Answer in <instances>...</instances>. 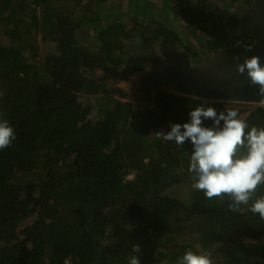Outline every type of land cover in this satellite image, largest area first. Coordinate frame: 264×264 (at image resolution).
<instances>
[{
	"label": "trees",
	"instance_id": "obj_1",
	"mask_svg": "<svg viewBox=\"0 0 264 264\" xmlns=\"http://www.w3.org/2000/svg\"><path fill=\"white\" fill-rule=\"evenodd\" d=\"M85 1L108 5V0H0V29L7 38L0 37V114L16 132L0 151V264H129L133 244L140 245L141 264H162L168 254H180L166 251L163 237L185 233L212 253L213 264H264V219L250 210L264 185L232 211L227 195L209 199L193 187L191 142L177 145L156 134L188 121L189 112L202 105L235 109L249 130L262 128L264 105L205 101L159 84L147 93L145 105L108 96L114 90L89 69L114 71L130 30L117 20L100 26L101 16L87 11ZM192 5L191 14L184 13L189 4L179 14L204 37L215 38H203L205 50L236 44L237 30L222 29L226 15L220 3L192 0ZM77 6L94 16L76 20L70 10ZM55 14L75 30L91 29L100 52H87L83 62L79 46L50 40L58 33ZM35 30L54 51L40 52ZM173 33L156 20L141 29L149 42L181 40ZM79 94H101L109 104H96L99 115L90 119ZM180 184L189 187L184 197L177 194ZM37 210L41 215L20 229V221Z\"/></svg>",
	"mask_w": 264,
	"mask_h": 264
},
{
	"label": "clouds",
	"instance_id": "obj_2",
	"mask_svg": "<svg viewBox=\"0 0 264 264\" xmlns=\"http://www.w3.org/2000/svg\"><path fill=\"white\" fill-rule=\"evenodd\" d=\"M251 47L247 45L246 50ZM235 59L238 61L239 57ZM237 70L240 74L246 71L249 82L258 85L259 94L264 96V64L258 55L246 57L237 64ZM189 117L184 123L171 124L170 131L156 132L157 139L174 141L177 145L190 141L189 172L194 174L193 187L209 199L223 200L227 195L232 202L229 209L239 210L241 204L247 205L253 199L257 186L264 185V127L252 126L249 130L248 122L237 110L218 111L213 106L196 107ZM205 120H211L212 125L206 126ZM15 138L14 126L0 114V151ZM250 210L264 219V195L255 199ZM140 251V245L133 244L129 264H141L137 255ZM179 264H213L212 253L188 249Z\"/></svg>",
	"mask_w": 264,
	"mask_h": 264
},
{
	"label": "rangeland",
	"instance_id": "obj_3",
	"mask_svg": "<svg viewBox=\"0 0 264 264\" xmlns=\"http://www.w3.org/2000/svg\"><path fill=\"white\" fill-rule=\"evenodd\" d=\"M219 1L220 0H209V2L213 4V6H216V3ZM107 3V7L105 6L106 9L104 6H100L99 8L92 1H85L83 5L86 7L87 11L95 10L96 15L101 16L102 24H100V26H106L109 21H121L125 25L126 30H130V32L133 31L131 33L132 38L130 40L135 38L134 35L135 33H137L136 30L141 31V29H143L146 25H151L152 21L156 20L159 22H164L167 27L173 30V34H175L182 40L178 41L180 45L184 43L185 45H188V48H190L191 51H196L198 53L197 57L193 56V62L195 64L202 63V57L205 56L208 51L205 50V45L203 44V34L201 31H196L194 27L188 24L186 25L184 19L182 18V15H180L187 8L188 4L189 8L186 9L184 13L191 14L193 9L192 0H185V2L183 0H108ZM219 3H221L220 5H222V2ZM220 9L223 13L226 11L225 8ZM38 11L40 12V8H38ZM87 11H84L81 6H77L75 10H70V15L78 20V18H80L82 15L92 14V12ZM3 31V28H1L0 37L3 41H7V38L4 35ZM87 31L89 32L83 31L82 28L75 30L76 37H79V35H81L79 38H77L80 43L79 46L85 48L86 56L87 52H91L90 54H97L101 50L100 46L95 42L93 34H91V29H88ZM34 32L37 35V40L41 50L40 52L43 55L46 54L45 51H54V45L43 41L41 31L35 30ZM132 41L134 42V39ZM123 52V57L121 55V50L117 52L121 56L114 59L116 66L114 71L107 72L97 67L95 69L90 68V74L99 81L105 80L106 86L114 90V93L109 94L108 96L117 98L119 100L131 101L135 104L145 105L150 103V100L146 98L147 94L135 92V89L139 86L143 75L148 71L149 66L147 64H144L142 69L128 68L129 66H139L143 63V59L139 57L137 49H131L129 45H126L123 48ZM159 88L177 94L174 87L171 85L160 83ZM119 91L124 92V94H120ZM79 100L84 102L90 119H96L99 115L96 104L101 103L102 105H104L103 102L107 105L109 104L105 102V98L102 99L101 94L96 96L79 94ZM248 104L250 109H252V107L256 105L252 103ZM133 177L134 173L127 175L128 179H131ZM188 191L189 187L187 185L183 186V184H180L177 194L184 197L188 193ZM40 215V212L37 210L34 214L29 215L21 220L19 226L20 229L29 224H32L35 221L36 216L38 218ZM193 238V235L187 233L180 236L163 237V243L165 244L166 251H180V254H176V256L173 255L174 253L168 254L162 264H170L173 260H180L181 256H183V254L188 249H192L193 251H201L199 243L193 242ZM141 246H144L143 248L147 247L145 244H142Z\"/></svg>",
	"mask_w": 264,
	"mask_h": 264
},
{
	"label": "water",
	"instance_id": "obj_4",
	"mask_svg": "<svg viewBox=\"0 0 264 264\" xmlns=\"http://www.w3.org/2000/svg\"><path fill=\"white\" fill-rule=\"evenodd\" d=\"M58 35L50 40L67 42L79 46L75 30L67 26L59 14H55ZM253 41H241L234 46L219 49L205 64H195L188 50H180L174 43L160 45L161 56L147 58L149 69L143 75L136 93L147 94L157 83L174 87L179 94L194 96L205 101H227L264 105V96L259 94V86L252 85L247 72L240 74L237 64L246 57L258 55L264 64V19L257 22L253 30ZM135 38L139 33H135ZM251 45L250 50L246 46ZM83 62L86 50L79 46ZM239 57L237 61L235 58ZM120 94L124 92L119 91Z\"/></svg>",
	"mask_w": 264,
	"mask_h": 264
},
{
	"label": "flooded vegetation",
	"instance_id": "obj_5",
	"mask_svg": "<svg viewBox=\"0 0 264 264\" xmlns=\"http://www.w3.org/2000/svg\"><path fill=\"white\" fill-rule=\"evenodd\" d=\"M219 2H222V5H220V8H225L226 10L224 13L222 12L224 15H226V19L223 21V24L225 27H222V29L227 30L233 27L237 30L238 41L236 42V44H238L241 41H253L254 40V34H252L254 33L253 30L257 26V22L260 19H264V0H222V1L220 0ZM132 32L133 31L130 32V37L128 39H124V41L127 45H129V47H131V49H137L139 57L142 58L148 66L149 64H148L147 58L152 57V56H161V57L163 56L160 51V45L162 43H166V44L174 43L178 49L188 50L182 42H181L182 44L180 45L178 41L149 42L148 39L141 34V31H137V30L136 32L139 33V37L133 38L134 39V42H133L132 41L133 39L130 40L132 38L131 37ZM58 34L59 33H57L56 35ZM80 36L81 35H79V37ZM79 37H76V38H79ZM203 38H208V39L212 38V40H215V38L211 35L205 36V37L203 36ZM221 48H224V47H221ZM188 51L191 53L190 49ZM217 51H214V49H209L206 55L202 57L203 61L201 65L207 63V61ZM192 59H193V56H192ZM157 84H160V83H157Z\"/></svg>",
	"mask_w": 264,
	"mask_h": 264
}]
</instances>
